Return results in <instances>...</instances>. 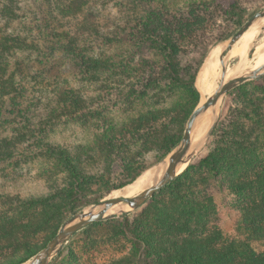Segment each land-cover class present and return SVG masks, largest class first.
<instances>
[{"label": "rangeland", "instance_id": "obj_1", "mask_svg": "<svg viewBox=\"0 0 264 264\" xmlns=\"http://www.w3.org/2000/svg\"><path fill=\"white\" fill-rule=\"evenodd\" d=\"M149 2L173 18L168 25L179 46L177 58L186 79L194 72L196 78L212 49L222 46L241 25L236 14L219 9L217 0ZM238 3L243 23L264 7V0ZM1 5L12 14L3 13L0 27L26 38V46L3 57L29 66L30 71L14 74V88L2 100L9 104H2L0 115V227L30 222L32 216L37 223L44 216L40 213L47 214L48 221L57 220L71 187V166L78 168L81 196L87 199L100 197L140 172L132 184L146 169L154 177L149 168L172 148L167 151L165 138H180L203 92L194 84L164 81L160 46L138 45L136 33L142 19L138 6L132 0H0ZM255 31L254 46L243 57L250 44L249 29L225 54L224 79L249 68L264 50V18ZM220 80L218 57L209 77L212 90ZM215 128L191 160L217 148L223 162L217 161L219 176L213 177L201 166L183 173L187 164L177 174V184L129 212L141 236L163 239L161 248L169 235L160 231L157 220L169 209L180 210L182 204L196 201L204 208L197 221L206 231L195 229L192 235L219 230L222 241H228L237 235L231 205L242 200V206H247L264 199L262 84L248 80L230 90ZM238 181H242L241 195L231 190ZM45 206H53L56 212ZM119 217L78 231L50 263L113 264L128 258L135 264H163L172 260L173 253L171 249L164 253L166 248L150 254L147 263L135 258L132 242L119 230ZM46 242L37 234L29 243L42 247ZM251 247L264 252V233ZM21 254L19 245H8L0 251V264H10Z\"/></svg>", "mask_w": 264, "mask_h": 264}, {"label": "trees", "instance_id": "obj_2", "mask_svg": "<svg viewBox=\"0 0 264 264\" xmlns=\"http://www.w3.org/2000/svg\"><path fill=\"white\" fill-rule=\"evenodd\" d=\"M149 1L150 0H132L142 13V19L136 33L139 47H142L143 45H148V47H151V45L154 44L159 45L163 52L162 77L164 81H168L171 84H187L193 86L195 72L190 74L188 79L184 78V69L180 66L177 58L179 46L173 38L172 31L169 29L168 25V19L171 20L173 18L169 14L164 15V13L158 11L156 8L151 7ZM217 6L226 13L236 14L238 16L239 24L243 23L244 19L240 11L238 0H217ZM8 9L7 6L1 5L0 17L6 13L12 14V11H8ZM24 46H26V38L21 36L20 32L10 30L4 26L3 28L0 27V115L2 104L5 105L7 103L2 100L6 98L14 88L12 79L14 74L17 73L18 75H21L24 74L25 71H30L29 66H22L19 62H8L3 55L5 53L9 54V52H12V50L17 47ZM11 67L12 70L9 71V68ZM256 82L261 83L264 89L263 76L257 78ZM147 87L151 88L152 85ZM7 104H9V102ZM194 106L195 104L192 108ZM9 109L10 108L7 107V110ZM17 113L19 112L17 111ZM215 132L216 128H214L212 134ZM165 139L167 151L173 147L178 140V138L173 139L169 137ZM214 152H216V154ZM217 161L222 162L221 154L217 152V148H214L210 150L206 157H202L198 160H191L183 173H187L191 168L193 169L196 166H201L209 169L213 173V177H217L220 174L217 167ZM77 170L78 168L71 166V187L66 192V206L61 213L59 212V218L57 220L56 218H51V220L48 221L47 214L40 213L39 215L44 216H41L37 223H34L36 221H34L35 216H32L33 218H30V222L12 223L11 226L5 225L0 227L2 228L0 229V240L2 239L6 242V244L5 242H0V251L8 245H19L22 249L23 254L18 256L16 260L10 264H18L24 261L41 248V246L33 247V245L29 243L34 236L41 234L44 236L45 240H48L65 218L74 214L78 209L90 203V201L97 202L112 191L129 184L130 181L135 179L140 173H135L129 181L108 188L100 197L87 199L81 196L80 175ZM178 179L179 177H175V179L166 184L162 189L177 184L179 181ZM220 184H222L221 181ZM231 190L232 192L241 195L242 181L235 182ZM224 203L226 205L229 204L228 202ZM182 206L183 207L180 208V210L169 209L170 211L168 210L161 214L157 220L158 227L161 229L160 231H166L169 235L164 240L167 244L164 243L163 248H161V244H163L161 240L163 239L143 237L138 233L136 227L130 221L129 213L123 214L119 217V230L132 242L135 258L141 259L143 263H147V257L150 256V254L165 250L166 248L164 253H166L167 249H171L170 254L173 253V258L163 264H264V252H255L251 247V242L253 240H258L261 236L263 237L264 232H260L264 231V199L256 204L252 203V205L247 206H242V200L231 205L232 209L230 210V213H232L235 218L237 235L236 238L228 241H222L219 230H214L213 232L204 235H192V232L197 229L199 231H206L202 222L197 221L203 216L204 208L196 201L192 200L188 201L185 206L182 204ZM45 207L48 210L52 209L56 212V209L53 208V206ZM98 223H100V221L94 222L90 225ZM242 230L247 232L243 233ZM182 235L185 236L179 238V236ZM113 264L135 263H131L127 258L124 260H117Z\"/></svg>", "mask_w": 264, "mask_h": 264}, {"label": "water", "instance_id": "obj_3", "mask_svg": "<svg viewBox=\"0 0 264 264\" xmlns=\"http://www.w3.org/2000/svg\"><path fill=\"white\" fill-rule=\"evenodd\" d=\"M263 18L264 7L255 12L250 18L240 25L234 34L226 38L221 43L223 46L222 50L219 52L221 80L209 96L201 93V100L190 112L182 135L176 144L153 167L149 168L154 171V181L133 196H107L67 217L62 221L56 232L38 251L18 264H50V262L58 255L59 251L68 239L76 232L94 222L119 217L137 209L146 200L151 198L153 194L175 179L177 174L181 171V166L183 164L187 165L207 143L219 119L220 108L225 95L242 83L248 80L260 78L264 75L263 62L257 68H247L224 80L226 69L225 54L228 53L232 45L246 32L249 27ZM254 41L255 38L252 42ZM206 60L207 58L204 60L194 80V85H196L198 90H200V88L197 85V77L201 68L205 65ZM205 119H207V123L204 130L201 132L198 139L194 140L199 124ZM117 205H122V207L111 210Z\"/></svg>", "mask_w": 264, "mask_h": 264}, {"label": "bare ground", "instance_id": "obj_4", "mask_svg": "<svg viewBox=\"0 0 264 264\" xmlns=\"http://www.w3.org/2000/svg\"><path fill=\"white\" fill-rule=\"evenodd\" d=\"M259 23L256 22L255 24H253L251 27H249V41L250 44L249 46L246 48L245 52L242 54L241 57H243V55L252 47L254 46L253 44V39L255 38V34H256V26ZM247 29V30H248ZM247 32H245L233 45L232 47H234L236 44H238V42L240 41V39L246 34ZM231 47V48H232ZM223 46H217L214 49H212L211 54L209 55L212 56L214 54H218L219 57V52L222 50ZM231 50V49H230ZM256 58L253 60L252 64L250 65L249 68H257L258 66H260L263 62H264V50H261L260 53L256 54ZM207 57V60L208 58ZM217 55L213 56V58H211L210 60H206L205 65L201 68L198 77H197V85L200 88V90L206 94V95H210L212 94V92L214 91L211 89L212 84L209 82V77H210V73L211 70L213 69V67L217 64V59H218ZM248 66V65H246ZM221 69V68H220ZM216 77L219 78L220 74H216ZM225 80V79H224ZM207 123V119L203 120L198 128H197V132L195 135V139L197 140L198 137L200 136L201 132L204 130L205 125ZM185 164H183L180 168V170H182L184 168ZM154 173V171H153ZM154 181V177L152 175V173L149 170H146L143 174L140 175V177L137 178V180L135 182H133L132 184H128L122 188H120L117 192L112 193L110 197H115V196H125V197H129V196H133L135 194H137L138 192H140L141 190H143L145 187L149 186L152 182ZM122 205H117L114 206L111 210H115L118 208H121Z\"/></svg>", "mask_w": 264, "mask_h": 264}]
</instances>
